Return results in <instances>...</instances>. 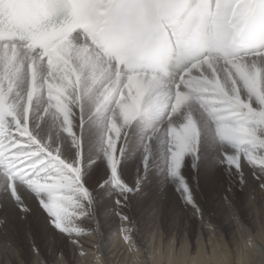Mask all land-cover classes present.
Listing matches in <instances>:
<instances>
[{
    "label": "snow or ice",
    "instance_id": "1",
    "mask_svg": "<svg viewBox=\"0 0 264 264\" xmlns=\"http://www.w3.org/2000/svg\"><path fill=\"white\" fill-rule=\"evenodd\" d=\"M217 170L225 201L264 196V0H0L5 216L36 201L87 256L110 198L138 251L149 185L150 215L203 218L198 177Z\"/></svg>",
    "mask_w": 264,
    "mask_h": 264
},
{
    "label": "bare ground",
    "instance_id": "2",
    "mask_svg": "<svg viewBox=\"0 0 264 264\" xmlns=\"http://www.w3.org/2000/svg\"><path fill=\"white\" fill-rule=\"evenodd\" d=\"M201 173L202 177L206 175L207 178H211L212 175L213 178H216L217 173L220 176L218 170L212 172L202 171ZM218 176L216 179H220ZM221 181L217 185L218 192L213 193V202H211L213 208L211 211L205 209L203 218L194 215L191 210L183 209L182 205L179 206L176 214L172 216L173 220L171 219V222H173V235H171V232L166 235H160L159 232V235L157 234V230L160 229L159 223H165V215L158 213L155 215L156 218L151 216L149 226L144 233L139 234L136 231L133 233L134 240L138 241L136 245L138 251L130 250L129 245L123 240L122 224L116 214L117 206L112 202V199L103 197V201L100 200L99 204L100 216L98 219L100 225L102 223L105 226L108 225V232L99 238L94 233L80 237L84 242L83 250L91 254L81 256L79 254L81 250L69 242L72 238L58 232V241L68 240L70 259L64 261L56 256V253H54V258L57 260V264H98L97 257H99V264H109L111 262L114 264H244L242 263L244 258H250V255L257 254V251H260L256 241L264 239L260 222V216L264 217V201L260 202V199H258L259 201L252 199V197L255 198L254 196L256 198L260 196L259 198H261L262 195L258 189L254 192L246 190L243 197L244 204L242 205L237 203L234 193L230 196V202L225 201L223 197L226 195V188H223V186L226 185L222 184H225L226 180H223L225 183ZM262 198L264 199V196ZM27 202L29 206L36 205V201L29 200ZM235 204H238L243 212L242 218H238L235 211L232 210V205ZM0 206H2V202H0ZM10 213L13 215L14 211ZM4 217L5 219H3ZM0 218L4 221L0 224V240H13V235L8 230V218L5 215L1 216V212ZM43 218L45 220L46 215ZM86 223L95 224L94 221H86ZM110 224H114V226L111 227ZM242 224L247 225L246 230L241 226ZM195 225L198 226L196 231V235L198 234L196 236L197 240L191 243L189 240L194 237ZM54 232L56 231L54 230ZM220 235L226 236V240L219 242L217 236L220 237ZM105 237H108V239H105ZM248 237H251L254 241L255 248L246 244ZM161 241H163V244ZM162 246H164V249ZM53 247L55 246L53 245ZM31 252L34 258L36 254L33 251ZM2 256H8L13 264H21L9 249H0V264H4Z\"/></svg>",
    "mask_w": 264,
    "mask_h": 264
},
{
    "label": "rangeland",
    "instance_id": "3",
    "mask_svg": "<svg viewBox=\"0 0 264 264\" xmlns=\"http://www.w3.org/2000/svg\"><path fill=\"white\" fill-rule=\"evenodd\" d=\"M131 171L132 170H130V172ZM218 172H219L220 176H218L217 175L218 173H217L216 178H217V176L220 177V179L218 178L219 180L216 178H213V175L211 176V178H207L208 176H206V175H204V177H202L203 176V175H201L202 173H200V175L198 177V179H199V193L201 196V203L203 204L206 211H211L213 208L211 202H213V200H212L213 195L216 194V192H218V188H217V185H219L218 182H220L221 180L222 181L226 180L224 173L220 172L219 170H218ZM205 178H206V180H205ZM221 178H223V179H221ZM207 179H209L210 181ZM206 182H207V184H206ZM222 183H220V184H222ZM222 185H226L225 187L223 186V188H227V186H228L226 183L222 184ZM147 191H149V193H150L149 197L145 201H143L142 204L139 207H137V209L135 210L136 221H137L135 231L139 234L144 233L147 230L149 223H150L149 221L151 220V216H152V215H150V209H151L154 197L151 195V193L154 191V185L150 184ZM245 192H246V190H241V189H235L233 192L234 193L233 195L235 196V200L237 201V203H239V205L244 204L243 197L245 196ZM259 193H260V191H259ZM254 197L255 198L252 197V199L253 200L255 199V201H259L258 199H260V202L264 201L262 196H261V198H259L260 196L257 198H256V196H254ZM101 200L103 201V197H101ZM180 205H181L180 202H176L174 205H169L167 207L166 211L159 212L160 215H165L166 219H165L164 224L162 222L159 223L160 229L157 230V234L159 232L160 235L161 234L166 235V234L171 232V235H173L172 234L174 232L172 229L173 222H171V219L173 220L172 216L174 214H176ZM208 205L210 208L208 207ZM0 208H2V206H0ZM30 208L33 209V212L31 215H26L25 213L21 212L20 210H14L13 215L10 213V215L6 216L8 218V224H9L8 230L13 235L14 239L13 240L5 239L6 241L0 240V249H5V250L9 249V251H11L18 258V260L20 261L21 264H57V260L54 258V253H56V256H59V258L63 259L64 261H69V259H70V253H69L70 247L68 245V240L67 241H64V240L58 241V234L60 232L58 230L52 228L50 225L45 226V220H44L43 216L46 215V213L44 212L42 207L38 204V202H36L35 206H30ZM219 210H221V209H219ZM232 210L235 211V214L238 216V218L243 217L242 216L243 212L240 210V207H238V204L232 205ZM221 211H223V210H221ZM0 212H1V216H4L3 211H0ZM99 216H100V209H98V217ZM153 218H156V216H153ZM3 219H5V217ZM3 219L0 218V222H4V221H2ZM262 220H264V217L260 216V222L262 225L261 228H262V231L264 234V225H263L264 221L262 222ZM110 225H111V227L114 226V224H110ZM107 226H105L102 223L100 225L99 232H93V233L96 235L97 238H99L108 232L109 229ZM241 226H243V228L246 230L247 225L245 226V224H242ZM197 227L198 226L195 225L194 231H193L194 237L191 238V240H189L191 243H194L197 240V237H196L198 235V234L196 235ZM54 230L56 232H54ZM217 237H218L219 242L226 240L225 239L226 236L220 235V237L219 236H217ZM163 241H161L162 244H163ZM256 242H257V245L260 246V244L264 242V239L262 241L257 240ZM53 245L55 247H53ZM162 248L164 249V246H162ZM31 251H33L34 254H36L34 258L32 256L33 253ZM260 254H261V252L257 251V254L254 253V254L250 255L249 256L250 258H244V262L242 261V263H244V264H264V256H262V254L261 255ZM2 258H3L4 264H13L8 256L7 257L2 256ZM111 263H109V264H111ZM69 264H71V263H69ZM112 264H114V263H112Z\"/></svg>",
    "mask_w": 264,
    "mask_h": 264
}]
</instances>
